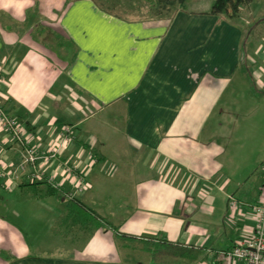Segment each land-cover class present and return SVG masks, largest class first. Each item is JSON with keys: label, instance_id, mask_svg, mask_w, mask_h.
Listing matches in <instances>:
<instances>
[{"label": "crops", "instance_id": "crops-1", "mask_svg": "<svg viewBox=\"0 0 264 264\" xmlns=\"http://www.w3.org/2000/svg\"><path fill=\"white\" fill-rule=\"evenodd\" d=\"M213 2L129 17L96 0H0V105L38 154L61 147L22 168L24 147L0 127L1 188L20 222L0 214V264H223L254 227L263 19L212 15ZM238 92L256 107L234 109Z\"/></svg>", "mask_w": 264, "mask_h": 264}, {"label": "built area", "instance_id": "built-area-1", "mask_svg": "<svg viewBox=\"0 0 264 264\" xmlns=\"http://www.w3.org/2000/svg\"><path fill=\"white\" fill-rule=\"evenodd\" d=\"M0 69V75H1ZM1 81V77H0ZM0 127L3 128L8 134L11 135L13 140L24 147L25 161L22 168L25 165H30L34 170L36 169L37 162L40 160L44 164L52 162L60 154V146H52L46 154H38L36 150L28 146V141L24 139V132L17 120L8 116L0 105ZM69 132L68 129L64 130V133ZM63 142L68 141V136H63ZM68 175L73 176L72 181L76 182V186L80 192L86 190L89 185L85 181L78 177L73 172V168H67L65 170ZM2 174L0 173V176ZM43 175L38 171L32 176V181L41 180ZM55 177L51 176L48 183L56 188L57 184L54 182ZM12 186V185H11ZM230 208L232 211L237 210L240 207V202L233 197H230ZM255 225L253 228L245 231V235L242 236L239 241L229 250L221 251L218 253V258L223 264H264V188L259 199V202L253 206Z\"/></svg>", "mask_w": 264, "mask_h": 264}, {"label": "rangeland", "instance_id": "rangeland-1", "mask_svg": "<svg viewBox=\"0 0 264 264\" xmlns=\"http://www.w3.org/2000/svg\"><path fill=\"white\" fill-rule=\"evenodd\" d=\"M96 1L99 2L104 8H107L113 11L114 13L124 14V15L129 14V17H135V16L144 17L146 15L147 16L157 15V11L153 4V0H96ZM242 13L243 15H247V14L251 15V18L253 19L254 18L258 19V17L262 16L261 19H263V21H261V25H258L257 27H255L253 35H254V38L258 37L261 39V37H264V0H250L246 6L242 7ZM248 29L250 30L251 27L250 28L248 27ZM261 34L262 36L260 37ZM254 88H255V91H262V90H259L257 87H254ZM242 93L243 92H238V94H234L233 97L234 99L237 100L238 104L233 105L232 107L234 109L240 108L241 112L245 113V112H248L250 108L254 107L255 105L251 106L248 109H245L244 108L245 103L243 102V100H245L247 96ZM2 182L3 180L0 179V214L6 215V217H9V219L13 220L16 224L20 226V222L16 220L12 214L10 216V213L12 211L11 208L12 206H14V203L16 206L17 201L11 200V198H14V197L11 195V193H9L11 191H9L5 187V185H3L5 189L1 188ZM15 211H18L19 213L22 212L18 208ZM28 220L29 219H27V221ZM27 223L28 225H30L29 221Z\"/></svg>", "mask_w": 264, "mask_h": 264}, {"label": "trees", "instance_id": "trees-1", "mask_svg": "<svg viewBox=\"0 0 264 264\" xmlns=\"http://www.w3.org/2000/svg\"><path fill=\"white\" fill-rule=\"evenodd\" d=\"M185 1L186 0H153V4L157 11V15H164L170 13L176 7H183ZM249 1L250 0H214L211 7V14L224 16L228 19H236L240 16L242 7L246 6ZM48 185L52 193L56 190L58 191V188L50 185L49 183ZM101 221H103L107 226H110L106 220L101 219Z\"/></svg>", "mask_w": 264, "mask_h": 264}]
</instances>
